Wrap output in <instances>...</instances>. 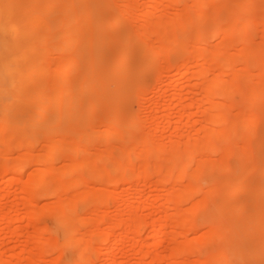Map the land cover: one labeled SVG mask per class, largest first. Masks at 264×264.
<instances>
[{
    "label": "rangeland",
    "instance_id": "rangeland-1",
    "mask_svg": "<svg viewBox=\"0 0 264 264\" xmlns=\"http://www.w3.org/2000/svg\"><path fill=\"white\" fill-rule=\"evenodd\" d=\"M122 1L130 2L133 5L132 10L128 13V19L118 25H114L112 22V24L108 23V25H106L105 28L99 33V41L94 42L89 46H87L88 43L84 39L76 40L77 32H75L74 34L70 35V42L72 43V45L67 48V50L59 51L57 43L60 38L59 24L63 15L62 3L58 2L53 12L47 16L49 27L53 29L55 28V37L53 36L52 39L47 41L49 52L44 60V62H46L50 66L47 76V82L49 81L52 86L55 85L56 90H54L55 92L53 91V98H55V101L61 98V94L58 91V86L61 82L69 81V84L73 91L69 95L68 100H65V102L60 103L59 101H56L59 105L57 104L56 106H54L55 108L50 106H43L29 101V97H31L35 93L40 92L39 88L29 84L17 86V83L15 84V77H12V85L7 89V91L4 92V97H9L7 106L9 112H0V135L2 137V140H4L3 142H0L2 153L0 154V162L15 159L16 157H19L23 151V149L19 148V146H17L18 148H16L14 145L11 147L6 146V141L9 140L12 135L16 139H18L19 137H22L24 136V134L29 132L32 133L35 139H37V141L35 140L37 143H35L34 147V149L36 148V150H34L36 154L43 153V144L47 143L46 139L48 137H53L57 140H62L64 146L66 145V148H69L72 145H77L78 147L79 145L81 149L87 150V152L89 151L90 154L92 153V156H94L92 158V162H95L97 164L102 162L99 161L100 156H103V154L106 156L108 150L111 151L110 155L116 158L121 154V147L126 146L124 144L128 145V143H130L131 141L134 142L133 140L135 139H138L140 142L143 139L142 135H144L142 134V132L145 133V131V135L149 134L152 139L155 138L153 139L155 140V142L158 140V144H161L162 142L168 145L170 144L172 145V147H174L177 143H184L187 137V140H189L190 144L193 143L192 141L194 140V137L196 141L198 139L202 142L204 140L205 134L199 129H201V127L207 126V130H209V128L216 126V124L213 122L214 125H212L211 123L207 122L208 120L206 121L208 116L206 107L210 104L204 102L206 110L204 109V106L201 105V107L199 105V102L201 101L199 99H201V97H204L203 92L205 93V88H203V84H196V81L198 82V80L196 79L198 74L196 69L197 67L191 70L187 77H182L179 83H177L178 75H180L184 71V68L186 66L184 51L189 45H193L194 43L191 38L194 34L193 31L195 30L196 33L203 32L204 34H206L207 42L202 44V48L209 49V51L216 48V50L218 49L219 52L220 48H224V50L226 51L228 50V56L231 57V61H235V63H238L237 66L240 65V67L238 66L239 68L245 66V53H242L244 55L242 57V54L239 53V51L246 45H248L249 42L255 47L260 46L262 48L258 52L260 55H262L261 59L264 58V0H257V8L250 13V15H253L258 19L259 24L246 31L245 37L247 38L243 37L241 39L237 38L236 36L245 32V20L238 26H234L231 21L234 11L237 9V6L239 2H241V0H216L214 2L216 4V7L215 4L211 1L210 4L211 6L214 4V7H212L215 10H213L211 6H209L210 4H208L207 0H185L183 2L184 4H181L179 2L174 3L171 1L164 2V0L163 2L161 0L162 3L159 2L160 0H80L71 9L73 16L72 18L81 20L82 26L87 27L89 36L94 35L95 31L97 30V15L99 14L101 8H107L105 9L106 12L109 14V16L113 15L114 18V16L119 13V10L116 9V6L117 4L122 3ZM217 2L219 3L217 4ZM245 2L248 3L249 0H245ZM205 5H208V7L212 9L213 12L211 10L210 11L212 13H210V11L206 13L207 10L206 12H200L202 7H204L205 9L207 8ZM14 7L15 0H0V24L13 25L18 22V13L16 11V8ZM144 11L145 15H143ZM248 13L249 11L246 12V14ZM185 14H187V16H192L197 21L195 22V26L192 27L194 30L191 29L193 31L189 30L188 32L183 33L179 30L173 29V32L171 30L168 32H163V28L162 34L164 36L161 33H158L160 35L155 34L156 32L154 34L152 33L148 35L146 43L141 44V35L140 33H137V31H139L141 27L147 25L150 21L153 22L160 19L163 20L162 23L166 26L169 21H177L176 19L184 18ZM245 16L247 17L248 15ZM28 18H30V16H28ZM225 18H227L226 20H228L227 26L229 27V29L234 30L236 36L218 39L215 36L214 22L215 19H220L226 22V20H224ZM159 23H161V21ZM46 34L47 30L41 31L39 33V39L45 40ZM125 34L126 36H132L133 39L135 38L134 41L132 43L123 42L124 39L122 38H125ZM174 35L175 37L180 35L181 37H179L183 40V42L180 46H176L175 53L171 54L169 52V47L172 45L171 36L173 40V38H175L173 37ZM164 37L166 38L164 39ZM104 39L105 41L110 43V45L104 47ZM158 40L159 42L161 41L160 44L163 43L162 45L164 46L165 51H163V47L161 48L162 45L157 47L159 43ZM36 41V37H28V31H24L15 44V47L10 52L14 60L19 61L23 74L22 77L26 80L36 77V75L27 71V61L30 58V52H28L27 55L23 57L22 50L24 48L28 49V47L32 48ZM169 43L171 44L169 45ZM150 46H155L161 49V56L160 53V57H158V54L156 55L158 58V64L156 61L157 65H155V55L151 54L152 47ZM167 48L169 49V51ZM85 51L87 53H85ZM156 51H158V49ZM123 52L131 53L132 56L127 63L120 65L117 61V57ZM95 55L99 57V59L96 61L94 60ZM21 56L23 58H21ZM175 56L177 59V63H179V67L170 66V68L169 64L163 63H166V60L169 61L170 57ZM242 58H244V61L242 60ZM163 59L166 60L164 61ZM160 63H163V66H161L162 64ZM65 64L69 68V73L67 74V76L55 77V68H57L59 65L61 66ZM225 64L226 63H224V65ZM262 64L263 65L261 66V68H255L256 71L252 70V74L249 73L248 75L240 74L236 76H226L222 79L221 82L228 86H233V84L236 85V83L238 82H243V85L246 86L247 84L249 85L251 83L249 82L251 80L255 84L258 83V88H261L263 86L260 83L264 82H260L259 79L256 81V78H258L263 72L264 63ZM166 65L168 66L166 67ZM159 66L161 68V71L159 70ZM155 68L157 71L154 70ZM213 68L210 69L211 71L207 80L208 82H213V78H215L217 74L220 73L219 69H221L222 67H216L214 69ZM156 76L160 79L157 80ZM260 77H262V75ZM260 79L264 81V79ZM238 84L241 85L240 83ZM255 86L257 88V85ZM235 87L236 86H233L234 91L236 89ZM81 89H84V92L80 96L78 95V92ZM237 89V91L232 92L234 94L233 99L238 102L242 93H240L241 91H239L240 87ZM183 96L184 98H182ZM217 97L218 96H215L214 98L217 99ZM75 99H77V113L74 115V117H72L73 114L70 113V109L71 107H73ZM225 100L228 104H231L232 102L231 100L227 101V98ZM94 101H96V105H101L102 108L97 111V114L90 115V111L88 112V108L90 107L89 110H91V106ZM226 102L225 104H227ZM223 103L224 102H222V104ZM245 103L247 102L241 101L239 103H232L235 104V107L237 106L236 108L234 107L230 110L233 119L235 118L234 126L233 122L232 125L228 124L229 129L232 126L234 127L231 128L232 130L230 129L231 132L233 131V135L230 134L231 132L228 129H225L228 131L224 132L225 135L228 132L231 137L234 136V141L235 143H238V146H236V148L234 149L230 148L231 150L229 148H225L226 151L225 149H223L225 153L230 150L229 153H226L227 156L229 155L228 158L227 156H225L226 154L224 152V156L222 152L219 153L221 150L212 156L213 161L219 162L221 161V158H227L224 163L225 165L221 164L225 166L224 169L218 171L215 174L216 181L213 185L215 191L212 194H205L204 191L209 188V185L207 182H203L198 187V193H195L194 190H189L187 196L189 200H186L185 202L183 201L184 204L180 206L182 208H180L179 212H185L184 216L186 215L187 218L190 219V216L191 218H193L194 210L192 212V209L194 203H197V201L203 202L204 200L209 201V203H207L209 207L201 210L200 214L196 218L194 226L191 225L193 223H190V225L193 226V229L189 226L186 227V224L188 225L189 222L183 223L185 224V227L180 226L183 221L178 222L179 226L176 224L175 226L173 224L171 228L167 226V230L169 229L168 233H170L171 235L168 234L167 237H161L160 241H157L156 239L155 230L158 227V223H160L159 221L161 219L165 220V216L168 213L169 215L167 216L169 217L174 216V214H177V216L179 217L182 216V213L180 214L179 212H175L176 210L172 208H176V202H171V200L164 201V195L168 193L170 189L174 192V189L170 188L168 184V178L171 172L167 174L169 172L167 170V173H165L166 171L163 170L164 177L160 176V178H163V180L161 179L162 181L157 178V174L155 175L154 172H149L150 174L147 176L142 175L143 179L141 177L137 183L126 182V184L119 183L118 185H113L105 182L104 180H101V177L98 176H96L97 179L90 178L85 180L80 186H78L76 183V187L74 184L75 189L71 187L73 183H70L71 188L67 189L66 191L64 190L65 192H63L64 194L62 195L67 201H65L66 204L69 203V208H73L74 210L77 209V216H80L81 214V217H77L78 219H73L72 225L74 224V227L79 226L78 229L80 228V230H82L78 232V234L80 235L77 236L82 237L83 243L89 244L87 242H90L91 244V249L88 252V256H90L89 258H91L90 264H111L113 261L111 260V258H113L114 260H119V263L117 264H173L171 263L172 260L176 262L178 260L183 261L182 257H178V255L177 257H175L177 253H175L174 256L172 255L174 254V252L172 253L173 249L176 248V250H180L182 249L181 247L184 246L183 249L185 250L187 249V245L189 247V242H191L192 245L195 242H199L198 239L195 240L196 238L200 237L199 233H205L210 229L207 220L215 219L219 211L221 210V207L214 206V203L224 200L226 197L227 188L234 184H242L248 189H256V192L251 197H245L241 199L238 196L239 192H234L230 189L231 193L228 198L229 206L225 210V217L222 218L221 225L223 226V228H226L227 231L237 230V233L231 239L227 240L225 234L227 231L223 234L220 232L218 234L220 235V237L218 236L215 241H212L210 245H208L204 249V253H217L218 251H224L227 256L225 257L223 262H228L229 264H264V253L259 251V243L262 241V238L259 237V235L261 231L264 230V177H262L258 172L255 171L247 179H243L244 172L248 167H254L257 165V163L261 162V160H264V102L257 107H252V116L253 114H255L256 118L252 117L254 118V129L250 133L243 132L248 130L249 123L251 122L250 118H247L244 114L246 112L245 110L248 109V103ZM39 109L45 110L47 114L51 113L52 116L48 119L41 120L39 123H37L36 126L30 127L29 121L33 119L34 113ZM214 110L210 109V111ZM220 110L222 109L220 108L219 111ZM210 111L208 114L214 113L216 110L214 112ZM62 113H65V116ZM135 114L141 115L139 116L141 117L143 123L140 130H130L131 127L129 125L131 122V117ZM225 114H228V112H225ZM117 116H122V121L119 126H115V135L113 137H109L108 130L114 125ZM228 116L226 115L227 118ZM78 117L85 119L83 120L85 124V135L83 136H81L79 130L73 131L72 129L74 124L78 122V120H76L78 119ZM208 117L210 118V115ZM17 121L26 122L19 124L16 123ZM178 128L181 130H179ZM177 129L179 130L178 133L180 135L176 134ZM207 130L205 131L207 132ZM189 135H194V137L191 139L189 138ZM144 139L146 140L145 137ZM141 142H143V140ZM183 143L182 145L185 146ZM140 144L141 143L137 144L139 145L137 147L134 146L133 149L137 150L138 147H141ZM230 145L231 144H229V146ZM232 145L230 147H232ZM12 147L13 150L10 151ZM249 150L253 151V155L249 157L250 159L247 158L248 160L242 161V158L244 159L245 156H249V154H246V152H249ZM84 152L85 151H83V153ZM198 155L197 158H200L201 155H199L200 157H198ZM97 157L98 159L94 161L93 159H96ZM83 158L84 155H82V161H84ZM127 158V160L129 161V157ZM169 159L170 157H168V159L166 160L161 161V163L170 164V166L167 165V167L169 166L170 168L173 162L170 159V163H168ZM141 161V163H139V161L135 162L136 168H133V165L130 166L132 163H129L130 165L128 164L130 166V168L128 169H130L131 171L133 168L137 176L141 173H145V171L146 173H148L147 169H149L154 163L152 159H145ZM71 162V159H64L60 157L51 164L52 167L56 169L54 170L58 171V173H60L61 170L68 171L69 173V170L73 168L71 167ZM82 163L84 164V162ZM25 167L26 171L22 175L18 173H4L0 170V264H70L78 256L76 251L72 249L68 250L66 254L61 258V262H58V260L56 259L58 257L56 256L58 254L57 247L51 246L53 244L49 243L51 241H48L49 239H47L48 236L49 238L52 237V239L55 238V236H58V233L55 231V216L51 213L49 214L48 211L46 213V210L44 212V209L48 208V206L50 207V205L57 206L60 203L55 201L56 196H51L54 194L48 186L51 180L44 178L45 169L51 167V165L50 163L48 165V163H41L38 161L36 162L35 160V163H33L32 165L28 164V167L27 165H25ZM164 167L166 168V165ZM85 168L87 169V167ZM33 170L38 174L34 181H29V172ZM136 172H140V174H137ZM69 174L71 176L69 175L67 176V178H63L64 183L68 182L69 184V182L73 181V178H71L73 177L72 174ZM203 174L204 172L200 170H193L191 175L189 174L187 177L182 178V180L179 179L177 181V190L176 187H174L175 190L179 192V187L180 189L183 188V191L185 192V186L193 184V182H195L194 177ZM46 186H48L49 190H51V195H42L39 193V191L35 190H40L43 188L48 190ZM26 187H29V189H27ZM99 191L107 193L111 197L110 199L108 197L109 202L107 200V202L103 201L104 203L100 202L101 204L98 205L100 207L98 208L100 209L98 215H93L94 213H92L91 209L95 207L96 200L94 201V197L92 198L90 197V195H92L91 193L93 192ZM88 192L90 193V195L88 194ZM79 193H83V196L88 195V197H90L87 206H77L73 203L74 201L78 200L76 198H78L77 195ZM129 194L133 195L130 196ZM78 196L79 199L83 197L80 194ZM130 197H133L134 200L137 199L136 201H134L135 207L132 209V212L126 210L124 200L125 198L129 199ZM133 198L130 199L133 201ZM116 200L119 202L117 205V207L119 206L118 210L115 206L117 204ZM122 201H124V203H122ZM143 202L145 203L143 204ZM259 202L261 204L256 206ZM142 204L145 206H143ZM238 207H241L240 211H237ZM165 209H167L168 213L165 212ZM33 211L36 212L34 214L40 213L37 215L38 217H36L35 215L34 217L32 215ZM129 213L135 215L134 217L136 218L143 219L145 222L144 228L139 229V232H141L140 234L138 233V231L137 234L136 232L131 234L130 232L128 233L125 224L121 225L120 227L118 226L117 229L113 228V231H115V235L117 232V244H115L112 250L111 258L105 259L103 257L104 255L102 254V252L104 251L103 247L105 245L104 243L97 240V235L99 234V230L102 231L100 226L104 224L105 226L102 225V227H104L102 229H106V226H108V224L104 221L101 222V216L107 219H114L115 217L121 216L124 220V218L127 219V217H129ZM31 215L33 218H31ZM87 216H93L92 218H97V223L93 221L91 223H87L88 225L86 223L84 224L83 219ZM253 217L256 218V222L253 223L251 233H247L245 229L246 225L247 223H249L250 218ZM171 218L173 219L175 218V216ZM232 219H234V222ZM178 220L180 219L177 218V221ZM80 221H82V223ZM148 223L150 224L149 226ZM90 226H92L93 231H95V234L91 238V240L89 238L86 239L87 236H90L89 233L92 230V227ZM96 226L98 227V229L95 230V228H97ZM80 232L84 234L81 235ZM39 233H42V236H40ZM85 234L88 235L84 237ZM168 236H172V238H169ZM137 237L139 239L140 237L144 239V243L142 245L137 243L135 244ZM122 239L125 240L123 241ZM42 244L44 246L47 245V247L45 246V248H41L40 245ZM24 246H28L29 249L32 250V252L29 251L27 253L25 252L20 254ZM36 246L40 247H38L40 251H36ZM148 246L149 248H151L148 249ZM147 249L150 253L145 252L147 251ZM143 250H145V255L147 253L146 256L142 254L143 252L141 251ZM176 252H179L180 254V252L182 251L177 250ZM184 256L187 257V259L185 260V264H197L196 261H198L199 259L202 260L204 258L203 254H201V251L197 249L189 251V253ZM237 260L241 261L237 263ZM211 261H213V263H210ZM211 261H208V264H221V261L216 262L213 259ZM182 264H184V261Z\"/></svg>",
    "mask_w": 264,
    "mask_h": 264
},
{
    "label": "bare ground",
    "instance_id": "bare-ground-1",
    "mask_svg": "<svg viewBox=\"0 0 264 264\" xmlns=\"http://www.w3.org/2000/svg\"><path fill=\"white\" fill-rule=\"evenodd\" d=\"M79 1L80 0H15V7L14 8H16V11L18 13V17H17L18 22H16V24H13V25L0 24V112H6V111L9 112L8 107H7L8 102H9V97H4V95H5L4 92L7 91V89L12 85V83H11L12 77H15V84L17 83V86L29 84V85H33V86L39 88L40 92L35 93L31 97H29V101L32 103H35V104L43 105V106L54 107L58 104L57 103L58 101L60 103L65 102V100H68L69 95L73 91V89L71 88V86L69 84V81L61 82L58 86V91L61 94V98L59 100H56L57 101L56 102L54 100L55 98H53L54 97L53 93L55 92L54 90H56L55 85L52 86V84L49 81L47 82V76H48L49 67H50L49 64L44 62V60L47 57L48 52H49L47 41L52 39L53 36L55 35V28L53 29V28L49 27V22H48L47 16L53 12V10L56 7V5L58 4V2L62 3V6H63L62 7L63 15H62V19H61L60 24H59L60 38H59V41L57 43L59 51L67 50V48H69L72 45V43L70 42V40H71L70 35L74 34L75 32H77L76 40H78V39L79 40H82V39L86 40L88 43L87 46H89L90 44H92L94 42H98L99 41V39H98L99 33L105 28L106 25H108V23L110 24L112 22L114 25L121 24L123 21L128 19V13L133 8L132 3L122 1V3L117 4L116 9L119 10L118 11L119 13L116 16H114V18H113V15L109 16V14L106 12L105 9H107V8L102 7L99 14L98 15L96 14L97 15V19H96L97 30L95 31L94 35L89 36L88 29H87V27L82 26L81 20L72 18L73 16H72L71 9ZM165 1L166 2L171 1L174 3L179 2L182 4L185 0H175V1L174 0L173 1L172 0H164V2ZM197 1H199V0H197ZM211 1L214 3L216 0H209V1L207 0L208 4H210ZM218 1H220V0H218ZM256 1L257 0H249V2L246 3L245 0H241V2H239L238 6H237V9L234 11V14H233V17L231 20L232 24L234 26H238L240 23H242L245 20V32L244 33H241L238 36H236L234 30L229 29V27L227 26L228 25L227 24L228 20H226L227 18L224 19V20H226V22H224L220 19H215V22H214L215 23V36L218 39H223L226 37H235V36L239 39L245 37L246 31L250 30L251 28H253L259 24L258 19L255 18L253 15H250V13L253 12L257 8ZM159 2H161V0ZM162 2H163V0H162ZM218 3L219 2H217V4ZM209 6H211V4ZM212 6H211V8L213 10H215L213 8L214 6L213 7ZM206 7L208 9L207 8L205 9L204 7H202L200 12H206V10H207L206 13H208L210 10L212 11V9H210L208 7V5ZM215 7H216V4H215ZM211 11H210V13L213 12V11L212 12ZM247 11H249L248 14H246ZM198 12H199V10H198ZM201 14H203V13H201ZM143 15H145V11L143 12ZM245 15H248V16L246 17ZM28 16H30V18H28ZM191 17L192 16H187V14H185V17H184L185 19L182 18V19H176L177 21H175V20L169 21L166 24V26L162 23L163 22L162 19L157 20V21H153V22L150 21L147 25H144L143 27H141L139 29V31H137V33H140V35H141V38H140L141 44H145L147 41L148 35H150L152 33L154 34L156 32L155 34H158V33L162 34L163 28H164L163 32H168L170 30L173 32V29L179 30L180 32H183V33L188 32L189 30L193 29L192 27H194L195 22H197L195 18H193V17L191 18ZM245 17H246V19H245ZM211 19H212V16H211ZM160 21H161V23H159ZM263 29H264V25H263ZM43 30H47L45 40L39 39V33ZM193 30H191V31H193ZM24 31H28V37L34 36L37 39V41L35 42V44L32 48L28 47V49L24 48L22 50V56L23 57L25 55H27L28 52H30V56H29L30 58L27 61V71L29 73L36 75V77H33L29 80L23 79L22 69H21V66L19 64V61L14 60L13 56H11V54H10V52L15 47V44L17 43V41L19 40V38L21 37V35L23 34ZM193 32H194V34H193ZM193 32H192L193 36L191 38H192L194 43L192 42L193 45L192 44L189 45L184 51V54H185L184 59H185V65L186 66L184 68V71L180 75H178L177 83H179V81L181 80L182 77H184V76L187 77V75L191 72V70H193L194 68L197 67L196 69H197L198 74H197L196 79L198 80V82L196 81V84L197 85H199V83L201 85L203 84L202 86H203V88H205V93L203 92L204 97H201V99H199V100H201L199 102V105L204 106L205 105L204 102H207L208 104H210V105H207V107L209 109L206 106H204V109L206 107V109L209 111H210V109L216 110V111L214 110L215 112L210 111V112H214L215 114L214 113L208 114L209 111H207L205 109L207 112V115L208 116L210 115V118H211L210 119L207 116L206 121L208 120L207 122L211 123L212 125H214L213 124V122H214L216 124V126H213L212 127L213 129L209 128V130H207V126L201 127V129H199L200 131H203V133L205 134L204 140L202 142L199 141L198 139H197V141H199V142H197L195 140L194 135L193 136L189 135L190 136L189 138H191V139L194 137L192 144H190L189 140H187V138H188L187 137L186 141L184 143L183 142H181L179 144L177 143L174 147H172V145H170V144L168 145V144L162 143V142H161V144H158L159 141L157 140L158 142L157 141L155 142V140H153L155 138L152 139V137L149 134L145 135V133H146V131H145V133L142 132V134H144V135H142L143 139L141 137L143 142H141L142 140L139 142L138 139H135V140H133L134 142L131 141L130 143H128V145L124 144L126 146L121 147V149H122L121 154L116 158L111 156L110 155L111 151L108 150L106 156L104 154H103V156H100L99 161L100 162L102 161L103 164H102V162L97 164L95 162L94 163L92 162V158L94 156H92V153L90 154L89 151L87 152V150L81 149L79 147V145H78V147H77V145H74V146L72 145L71 147L66 148V145L64 146V143L62 140H57L53 137H48L46 139L47 143L43 144L44 152L39 153V154H36L34 152V150H36V148L34 149V147H35V143H37L36 142L37 139H35L34 136L32 135V133H30V132L24 134V136L19 137L18 139H16L12 135L11 138L6 141L7 142V144H5L6 146L11 147L14 145L16 148H18L17 146H19V148H22L23 151H22L21 155L19 157H16L15 159L0 162V170L3 171L4 173H12V174L18 173V174L22 175L26 171L25 165H27V167H28V164L32 165L33 163H35V160H36V162L38 161L41 163H48V165L50 163V165H51V167L45 169L44 178L51 180V182H50V184H48V186L54 194L51 195V190H49L48 186H46V188H48V190L50 192L45 188H43V189L39 188L41 191L37 190V189H35V190L39 191V193L42 195L45 194V195H51L54 197L56 196L55 201L60 202L57 206H54V205L51 206L50 205V207L48 206V208L44 209V212L46 210V213L48 211L49 214L51 213L55 216V222H56L55 231L58 233V236H55L56 239L53 238L54 240L52 239V237L49 238V236L47 239H49L48 241H51L49 243L53 244L51 246L57 247L58 254L56 256H58V257L56 259L58 260V262H61V258L70 249L75 250L77 255H78L77 258L70 264H90V259H91V258H89L90 256H88L89 255L88 252L91 249L90 242H87L89 244L83 243L82 237L77 236V235H80V234H78V232L82 231V230H80V228L78 229L79 226L74 227V224L72 225L73 219L77 218V217H81V214H80V216H77V214H78L77 209H75V210L73 208L71 209L68 206L69 203L66 204L67 201L62 194H64L63 192H65L67 189H69L71 187L74 188L75 186L77 187V185L80 186L87 179H90V178L91 179H93V178L97 179L96 176L101 177L100 178L101 180H104L105 182H107L109 184H113V185H118L119 183H122V184L125 183L126 184V182L137 183L141 177L143 179L142 175L147 176L151 172L152 173L154 172L155 175L157 174L156 176H157V178H159V180H161V179L163 180V178H160V176L164 177L163 176V170H165V171L167 170V171H169L168 173H167V171L166 172L164 171V172L167 174H169L171 172L170 173L171 178L169 176V178H168L169 183L168 184H169L170 188L174 189V192L171 191V189H170V191L164 195L165 196L164 201L165 200H169V201L171 200V202L172 201H174V203L176 202V205H177L176 208L175 207H172V208H174V210H176L175 212H179L180 208H182L180 206H182V204H184V202L186 200H189L187 198L189 190H194L195 193H198L199 185L203 182H207L209 185V188L207 190H205L204 193L205 194H212L215 191L214 187H213V185L215 184V181H216L215 174L218 171L224 169L225 160L229 157V155L227 156L226 153H229V151L231 150L230 148L234 149V148H236V146H238L237 145L238 143H235V141H234L235 137L233 136L234 137L233 138L230 135L233 132V131L231 132L230 129L234 128L233 126L235 123L234 122L235 118L233 119V117L231 115L232 113H230V110L235 107V104H232L233 102L239 103L241 101L242 102L245 101L248 103V104L245 103V104H247L248 109L245 110L246 111L245 113L243 110V113L246 115L247 118H250L251 122L249 123L248 130L243 131V132L250 133L251 131H253V129H254V122H253L254 120L253 119L254 118H252V117L256 118V115L253 114V116H252L251 111L254 107H257L264 102V85H263L264 83H260V82H264L263 80L260 79V78L264 79L263 78L264 77V68H263V72L261 74L262 77H260L261 76L260 75L259 76L260 78L259 77L256 78V81L258 79L260 80L259 83L262 84L263 87L258 88V86H259L258 83L255 84L251 80L249 82H251L252 84L250 83L249 85L247 84L246 86L243 85L244 84L243 82H238L241 85H239L238 83H236V85L233 84V86H236L235 91H237L238 90L237 88L240 87L239 91H241L240 93H242L240 95V100L238 102L233 99V96H234V94L232 92V91H234L233 86H228L226 84H223L221 81L226 76H236V75H240V74L241 75L242 74L248 75L249 73L252 74L251 72H252V70H255V68H261V66L263 65L262 63H264V60H263L264 58L261 59L262 55H260L258 51L261 50L262 48L260 46L255 47V46H253V44H251L248 41L249 44L246 45L244 48H242L239 51V53H241V54L245 53V59L242 58V60L243 59L245 60V64L243 63L245 66L239 68L240 65H238L239 66L238 67L237 66L238 63H235V61L234 62L231 61L232 60L231 57L228 56V54H229L228 50L226 51V50H224V48H222V49L220 48L219 49L220 52H219L218 49L216 50V48L211 49L210 51H209V49L202 48L203 47L202 44L207 42L206 34H204L203 32L196 33L195 30ZM158 35H160V34H158ZM179 36L175 37V35H174L173 37H175V38H173V40H172V36H171V41H172L171 46L172 47L171 46L169 47V45L171 44V43H169L168 47L170 48V51L167 48L171 54L175 53V50H176L175 47L180 46L181 43L183 42V40L180 38L181 36L180 37ZM124 37L125 38H122V39H124L123 42H125V43H132L135 39V38L133 39L132 36H129V35L126 36V34L124 35ZM165 38L166 37H164V39ZM245 38H247V37H245ZM104 42H103L105 44L104 47L110 45V43L105 41V39H104ZM158 42H159V40H158ZM157 43H156V45H157ZM160 43H161V41L158 43L157 47L161 46L163 44V43L162 44H160ZM150 47H152V53L151 54L155 55L154 60H155V65H157L158 64V60H157L158 58L156 55L158 54V57L161 56V54H162L161 49H159L155 46H150ZM162 47L164 49L163 45L161 46V48ZM157 49H158V51H156ZM171 49H172V51H171ZM225 49H227V48H225ZM163 51H165V49ZM85 53H87V52L85 51ZM159 53H160V56H159ZM260 53H261V51H260ZM151 54H149V55H151ZM22 56H21V58H23ZM131 56H132L131 53L123 52L120 55H118L117 61L120 65L125 64L129 61ZM243 56L244 55L242 54V57ZM98 59H99V57H97L95 55L94 60L96 61ZM163 60L165 61L166 59H163ZM156 61H157V64H156ZM163 63L169 64V67L170 66L171 67H179V63H177L176 56L170 57L169 61L166 60V63L165 62H163ZM163 63H160V64H162L161 66H163ZM222 63H223V65H224V63H226V64L223 66ZM215 65H216V67H219V68L222 67L221 69L217 68V69H219L220 73L217 74V76L215 78H213L214 79L213 82H208L207 80L209 78V73L211 71L210 69H212L213 67L216 68ZM167 66L168 65H166V67ZM160 69L161 68L159 66V70ZM154 70H156V68ZM68 73H69V68L67 67L66 64L61 65V66L59 65L57 68H55L54 76L55 77H64V76H67ZM159 76H160V74H159ZM156 78H157V80L160 79L157 76H156ZM47 83H49V84H47ZM255 85H257V88ZM110 87H107V88H110ZM83 92H84V89L79 90L78 95L81 96V94ZM215 96H218L217 97L218 100L216 98H214ZM182 98H184V96ZM213 98L217 101H215ZM226 98H227V101L228 100L232 101V102L230 101L231 104H228L226 102V100H225ZM76 102H77V99H75V102L73 103V107H71V109H70V113L73 114L72 117H74V115L77 113ZM222 102H224V103L222 104ZM225 102L227 104H225ZM101 108H102V106L96 105V101H94L92 103L91 110H89L90 107L88 108V112L90 111V115H95L98 113L97 111L100 110ZM220 108L222 110L219 111ZM39 111H41V112H39ZM65 111H63V112H65ZM225 112H228V114H225ZM63 115L65 116V113ZM82 115H83V113H82ZM139 115L140 114H138V115L135 114L131 117V122L129 120V122H130L129 126L131 127L130 130H140L141 129L143 122H142V119L140 117L141 115L140 116ZM226 115L227 116L229 115L228 118L226 117ZM51 116H52V114L51 113L47 114L45 112V110H42V109L37 110L33 115V119L31 121H29L30 127L36 126L37 123H39L41 120L48 119ZM76 120H78V122L74 124V126L72 128L73 131L79 130L81 133V136L85 135L84 134L85 124L83 121L85 119L78 117V119H76ZM121 121H122V116H117V119H116L114 125L108 130V132H109L108 136L109 137H113L115 135V133H116L115 126L116 127L119 126ZM23 122H26V121H17L16 123L21 124ZM232 122H233V126L229 129L228 124L232 125ZM220 126H222V127H220ZM178 129H177L176 134L180 135L178 132L181 129H179V130ZM203 129L207 130V132ZM225 129H228L231 133L229 134L227 132L225 135L224 132L228 131ZM180 132H182V131H180ZM148 135L150 136V138ZM140 136H141V134H140ZM144 137L146 138V140L144 139ZM136 138H138V137H136ZM139 139H140V137H139ZM3 141L4 140H2V137L0 135V142H3ZM187 142H188V144H187ZM139 143H141L140 146L142 148L138 147L137 150L140 151V149H141L140 152L133 149L134 146H136V147L139 146V145H137ZM182 143L185 146H183ZM199 143H201V144H199ZM229 144H231V145L233 144L232 147H230L231 145L229 146ZM168 146L170 149L171 148L172 149L170 150L168 148ZM225 148H229L230 150L228 149L229 151H227L225 153V151H226ZM142 149L144 150V152ZM223 149H225V151ZM12 150H13V147H12V149H10V151H12ZM83 151H85V152L83 153ZM129 152H130V154H129ZM218 152L219 153L224 152L226 154L225 156H227V158H221L220 159L221 163L219 161H213L212 156ZM224 153H223V156H224ZM252 153H253V151H251V150H249V152L247 151L246 154H249V156L247 155V157L245 156L244 159L242 158L241 160L245 161V160L250 159L249 157H251L253 155ZM0 154H2L1 148H0ZM81 154L84 155V158H83L84 161L81 160L82 159ZM198 154L201 155V157ZM197 155L200 158H197ZM80 156H81V158H80ZM126 156L129 157V161L127 160L128 158ZM60 157L64 158V159L68 158V159L72 160L71 167H73V168L72 169L70 168L71 170H69V173L72 174L73 177H71V178H73L72 180L74 182L71 181V182H69V184H68V182L64 183L63 178H67V176L70 175L68 173V171L61 170V172L58 173V171H55L56 169L52 167L51 163H54ZM168 157H170V159L173 162V164L171 165L170 168H169L170 164L161 163V161L168 159ZM97 159H98V157L96 159H93V160L95 161ZM145 159H147V160L152 159L154 163L151 165V167L149 169H147L148 173H146V171L143 170V171H145V173L140 174L141 171L139 173L136 172L137 174H140L137 176L135 174V170L133 169V168H136L135 162L139 161V163H141V162H143L141 160H145ZM170 159L168 160V163H170L169 162ZM82 162H84V164ZM129 163H132V164L130 165ZM128 164L130 166L133 165L132 166L133 168L132 167L131 168L134 171H132V170L130 171V169H128V168H130V166ZM221 164H224V165H221ZM165 165H166V168H169V169H166L164 167ZM167 165H169V166L167 167ZM85 167H87V169ZM81 169H82V171H81ZM85 170L87 173L85 172ZM193 170H200V171L204 172V174L194 177L195 182H193V184L185 186V188H184V190H186L185 192L183 191V188L180 189L179 187H178L179 192H177L176 191L177 190V187H176L177 181L179 179L182 180V178L187 177L189 174L191 175ZM255 171L258 172L262 177H264V160H261V162L257 163V165L254 167H251V166L248 167L246 169V171L244 172L243 179H247ZM165 173H164V175H165ZM29 174H30L28 177L29 181L30 180L34 181V179H36V176L38 173L33 170V171L29 172ZM82 174H83V176H82ZM84 174H86V175H84ZM70 183L71 184L73 183L72 186L70 185ZM76 183H77V185H76ZM74 184H75V186H74ZM174 187H176V190ZM26 188L29 189V187H26ZM36 188H38V187H36ZM230 189L233 190L234 192H239L238 196L241 199L245 198V197L246 198L251 197L256 192V189H248L246 186H244L242 184L241 185H239V184L235 185L234 184V185L230 186L229 188H227L225 199L222 200L221 202H215L214 203V206H220L221 210L219 211V213L215 219H208L207 220V223L210 226V229L207 232H205L206 235L204 232L199 233L200 237L197 235L199 238L195 239V240L198 239L199 242H195L194 243L195 245L193 244L194 246L191 244V242H189L190 243L189 247L187 245L188 251H187V249H185V250L183 249L184 246L181 247L182 249H180V250L182 252L187 251L186 253L180 252V254H179V252H176L177 250L180 251L179 249H177V250H176V248L173 249L172 253L174 252V254H172V255L174 256L175 253H177L175 257H177V255H178V257H182L184 264L186 263L185 260L187 259V257L184 255L188 254L189 251L195 250V249L200 250L201 254H203V256H204V258L202 260L199 259L198 261H196L197 264H206V262L208 264L212 259L215 260L216 262L221 261L220 262L221 264H229L228 262H223V260L227 256L224 251H221V252L218 251L217 253L211 252V253L205 254L204 249L208 245H210V243L212 241H215L218 236L220 237V235H218L220 232L223 234L227 231L226 228H223V226L221 225V220H222V218L225 217V210L229 206L228 198H229L230 193H231ZM53 190L56 192H54ZM180 190H181V192H180ZM263 191H264V188H263ZM47 192H48V194H47ZM86 192H85V194H86ZM79 194L81 196H83V193L82 194L79 193ZM88 194L90 195L89 192H88ZM91 194L92 195H90V197H92V198L94 197L93 200L94 201L96 200V202H95L96 205H95V207L92 206V207H94L92 209L90 207L89 208L91 209L92 213H94L93 215H98L99 210H100V209H98V208H100L98 205L101 204L100 202L104 203L103 201H106V200L108 201L111 196L107 193H103L100 191L99 192H93ZM78 195H77L78 198H76V199H78L77 201H74V202L72 200L71 201L74 204H76L77 206H82V207L87 206L90 197H88V195L87 196L84 195L82 198L80 196L81 199H79ZM105 195H109V196H105ZM132 195L133 194H131L130 196H132ZM108 197H109V199H108ZM130 198L132 199L133 197H130ZM130 198L129 199L125 198L124 200H125L126 210L132 212V209L135 207L134 201H136L137 199L134 200V198H133V201H132ZM136 198H137V196H136ZM184 198H187V199H184ZM118 203L119 202L117 201V204L115 205V203H114V205L117 207ZM122 203H124V201H122ZM144 203L145 202H143V204ZM207 203H209V201H205V200L203 202L197 201V203H194L193 204L194 206L192 209V212L194 210L193 218H191V216H190V219L187 218L186 215L184 216L185 212L182 213V211H181L182 214L179 212L182 216L179 217V216H177V214H174L175 218L172 219L171 217H174V216H171V217L167 216V215H169V213H168L167 209H165V212L168 214L166 215V213H165V215H166V216L164 215L165 220L161 219L159 221L160 223H158V227L155 230L156 231L155 235H156L157 241H160L161 237H165V236L167 237V235L170 234V233H168L169 229L167 230V228H168L167 226H169V228H171L173 226V224H174V226H175V224L179 226L178 222L183 221L182 224L180 225L182 227H185V224H183V223L189 222L188 225L186 224V227L189 226L190 228L192 227V229H193V226L196 222V218L200 214L201 210L209 207V205ZM260 204L261 203L259 202V203H257L256 206H258ZM71 206H72V204H71ZM143 206H145V205H143ZM118 209H119V206L117 207V210ZM174 210H173V212H174ZM240 210H241V207H238L237 211H240ZM34 213H36V212L33 211L32 215L33 216L35 215L36 217H38L37 215L40 214V213H38V214H34ZM170 214H171V212H170ZM32 215H31V218H33ZM118 215H116V216H118ZM104 216H106V215H104ZM134 216L135 215L129 213V217H127V219L124 218L125 221L122 219L121 216H119L120 218L115 217L114 219H111V218L107 219V218L101 216V218H100L101 222L104 221L108 224V226H106V229H102V228H104V227H102V225H104V224H102L101 226L98 225L101 227L102 231L99 230L98 231L99 234L97 235V237H98L97 240L104 243V245H105V246L102 245V246H104L103 247L104 251L102 252V254L104 255L103 257L105 259L111 258L112 250H113L115 244H117V241H116L117 232L115 235V231H113V228L117 229L118 226L120 227L121 225L125 224L126 230L128 233L130 232V234H131V233L136 232V234H137V231L139 234L141 233V232H139V229L144 228L145 222L143 219L136 218ZM92 217H88V216L85 217L83 219V223L87 224V223H91L93 221L96 222V220H98L97 218H92ZM176 217L179 218L180 220L177 221ZM232 220L234 222V219H232ZM255 220H256L255 217L250 218L249 223H247L246 228H245L247 233H249V232L251 233L253 223L256 222ZM80 222L82 223V221H80ZM190 223H193V224H191L193 226H191ZM149 225L150 224L148 223V226ZM155 225H156V223H155ZM90 227H92V226H90ZM111 228H112V230H111ZM89 229H91V228H89ZM96 229H98V227L95 228V230ZM51 232H52V230H51ZM94 232L95 231H93V227H92V230L89 233L90 236H87L88 234L87 235L85 234L84 237L87 236L86 239L89 238L91 240V238L95 234ZM80 233H81V235L84 234L82 232H80ZM236 233H237V230H235V231L228 230L225 233L226 239L227 240L231 239ZM39 234H40V236H42L41 235L42 233H39ZM47 234H49V233H47ZM200 234H202V235H200ZM126 235H127V233H126ZM172 236H173V234H172ZM172 236H168V237L172 238ZM259 237L262 238V241L259 243V245H260L259 251L264 253V230L261 231ZM137 238H136V242L134 241L135 244L137 243V244L142 245L144 243V239H142L141 237H140V239L139 238L137 239ZM122 240L124 241L125 239H122ZM49 243H46V244H49ZM192 243H193V241H192ZM40 246H41V248H45V246L47 247V245L44 246L43 244ZM36 247L38 249L39 246H36ZM95 248H96V246H95ZM150 248L148 246V249H150ZM177 248H180V247H177ZM37 249H36V251H40L39 249L38 250ZM148 249H147V251H145V250L141 251V252H143L142 254L145 255L144 251L147 253H150ZM29 251L32 252V250H30L28 246H24L22 248L20 254L25 253V252L27 253ZM147 253H146V255H147ZM188 259H190V258H188ZM239 259H241V258H239ZM111 260H113L112 261L113 264L119 263V260H116V259L114 260L113 258H111ZM183 261L178 260L176 262V261L172 260L171 263L182 264ZM240 261L241 260H237V263H239ZM91 262H92V260H91ZM210 263H213V261H211Z\"/></svg>",
    "mask_w": 264,
    "mask_h": 264
}]
</instances>
